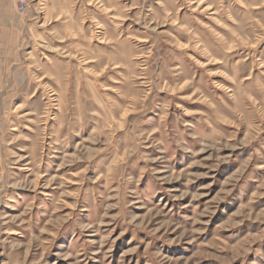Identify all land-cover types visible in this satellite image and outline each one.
<instances>
[{"label": "rangeland", "instance_id": "1", "mask_svg": "<svg viewBox=\"0 0 264 264\" xmlns=\"http://www.w3.org/2000/svg\"><path fill=\"white\" fill-rule=\"evenodd\" d=\"M0 264H264V0H0Z\"/></svg>", "mask_w": 264, "mask_h": 264}, {"label": "built area", "instance_id": "2", "mask_svg": "<svg viewBox=\"0 0 264 264\" xmlns=\"http://www.w3.org/2000/svg\"><path fill=\"white\" fill-rule=\"evenodd\" d=\"M22 4H23V3H22ZM22 4H21V6H20L21 8L23 7Z\"/></svg>", "mask_w": 264, "mask_h": 264}]
</instances>
